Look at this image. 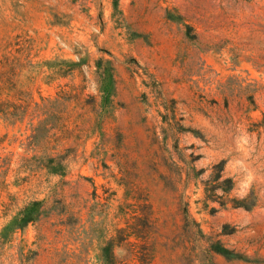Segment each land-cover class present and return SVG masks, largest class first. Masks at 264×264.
Listing matches in <instances>:
<instances>
[{"label":"rangeland","instance_id":"rangeland-1","mask_svg":"<svg viewBox=\"0 0 264 264\" xmlns=\"http://www.w3.org/2000/svg\"><path fill=\"white\" fill-rule=\"evenodd\" d=\"M0 264H264V0H0Z\"/></svg>","mask_w":264,"mask_h":264},{"label":"trees","instance_id":"trees-1","mask_svg":"<svg viewBox=\"0 0 264 264\" xmlns=\"http://www.w3.org/2000/svg\"><path fill=\"white\" fill-rule=\"evenodd\" d=\"M36 137H38V134L34 138ZM58 167H62L61 164H59ZM36 208H39V204L34 203L31 208H27L22 211L19 214L18 218H16L13 222V228L15 230L19 228H26L30 223L36 222L41 214V212L38 211Z\"/></svg>","mask_w":264,"mask_h":264}]
</instances>
